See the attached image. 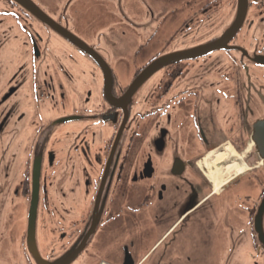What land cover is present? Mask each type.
Masks as SVG:
<instances>
[{"label":"flooded vegetation","instance_id":"af4514ba","mask_svg":"<svg viewBox=\"0 0 264 264\" xmlns=\"http://www.w3.org/2000/svg\"><path fill=\"white\" fill-rule=\"evenodd\" d=\"M21 1L0 0V264H39L35 251L44 264H60L84 233L87 248L73 264L84 256L90 264H233L249 245L264 259L255 227L264 149L253 140L264 121V0H178L185 10H176L178 42L187 44V28L205 23L212 32L205 44L233 34L217 51L168 65L134 91L153 62L194 49L158 50L140 64L146 47L138 36L111 52L99 40L105 32L116 38L123 26L158 30L166 6ZM211 55L213 67L206 66ZM224 148L246 170L222 173L218 190L209 173L227 163H204Z\"/></svg>","mask_w":264,"mask_h":264},{"label":"rangeland","instance_id":"374dc122","mask_svg":"<svg viewBox=\"0 0 264 264\" xmlns=\"http://www.w3.org/2000/svg\"><path fill=\"white\" fill-rule=\"evenodd\" d=\"M151 2L153 3V5L160 11L161 8H163L164 6L167 7L168 10V15L166 17H164L162 14L159 17H156V19L158 20V24L159 26L157 27V29L151 30L150 32H139V33H135V31H133V29H127L126 27H121L122 30L120 32H118L117 37L112 39L110 37L109 34H107L108 32H105L104 35H102V38H100L99 43L101 44H105L103 46V48L105 50L108 49L109 52H111L112 50H115V45L117 43H119V47L125 49L126 47L129 46V44H132V41L135 42L136 37L138 36L139 39L137 41V46L140 47V49H142L143 47H146V52L141 56L140 59V64L141 63H145L147 62L150 58H152V54H154V52L156 51H160V52H170L173 51L174 48H187L191 49V50H195L197 48H201L206 46L208 43L205 44V41L207 40L208 37H210L212 35L211 32V24L209 23H205V24H201V25H193L190 26L189 28H187L186 30V34L188 35V38H186V43L185 44L182 40L178 39L180 37L179 34V26L177 21L181 20L182 18V12L180 11H176V10H183L182 5H180L178 0H151ZM177 5L179 6L178 8H176L175 10H173V8L177 7ZM0 6L1 3H0ZM103 7H96L95 11H102ZM176 11V12H175ZM105 14H110L113 15L115 18V22H116V16L113 14V12L106 7L105 8ZM117 24V22H116ZM122 32V39H119V35ZM199 34V35H198ZM196 35V37L194 38V40L191 42V40L193 39L192 37ZM183 36V34H182ZM103 37L105 39H103ZM178 42L179 46L174 45L175 42ZM204 44V45H203ZM199 46V47H198ZM104 50V51H105ZM10 51H14V49H10ZM185 51V50H184ZM184 51H173L172 53L169 54H173V53H181ZM56 53H53L52 59H54V55ZM75 57V56H74ZM55 60V59H54ZM56 61V60H55ZM223 62L225 63V60H223ZM214 64V56H209L207 61H206V66H215ZM120 72L122 75L126 76V75H130L128 66H121L120 68ZM78 70L76 69V72H74L73 74L75 75V77L77 78H81L78 74ZM126 76V77H128ZM126 77H124V79H126ZM129 79V78H127ZM67 93L69 94V90L67 91ZM70 95V94H69ZM53 113H51L52 115ZM60 142V140L58 141ZM250 147H247V150H249ZM212 155V154H211ZM210 155V156H211ZM250 155V153L248 154V156ZM247 156V157H248ZM16 177V173L14 176V179ZM246 246V245H244ZM9 248L14 252L15 254V247L14 246H9ZM242 248V247H241ZM249 258H245V260L243 259L244 257H248ZM81 258V257H80ZM235 258H237V260L235 262H233V264H264V259L261 258L260 256H257V249L249 245V247H244L243 249H239V251H237L235 253ZM79 264H90L88 261V257L84 256V258L82 260H80ZM208 264V263H207Z\"/></svg>","mask_w":264,"mask_h":264},{"label":"water","instance_id":"95a60500","mask_svg":"<svg viewBox=\"0 0 264 264\" xmlns=\"http://www.w3.org/2000/svg\"><path fill=\"white\" fill-rule=\"evenodd\" d=\"M17 3H22L21 0H15ZM26 6V5H25ZM33 8V7H32ZM33 13L38 17L44 20L47 24L49 22L51 23V20L47 18V16L39 9L35 8L33 9ZM64 31V30H63ZM69 41H71L73 44L77 45L80 49H83L85 52L89 53L94 60L97 62L100 61L98 59V55H96L86 44L83 43L80 39H77L76 37H73L71 34L67 33L66 31L63 32ZM233 34L231 30L227 31V33L223 36V38L219 41H216V43L207 44L204 47L195 49L194 51H184L181 53H173L172 55H168L165 57H162V59H159L155 62H153L150 66L147 67V69L141 73V75L136 79V82L132 85L131 91H134L141 87L142 83H144L148 78L152 76L157 71L162 70L164 67L168 65H172L176 62H182L186 59H194L195 57H203L206 56L209 53L217 51L218 48L221 46L223 47L225 44H227V40L230 39V35ZM255 129V136L253 140H255V144H261L264 149V121L259 122L254 126ZM262 139V140H261ZM261 208L259 209L257 213V219L255 222L256 232L258 235V238L260 239L261 245L264 248V227H263V220H264V201L261 204ZM35 220L31 218L30 221V233L29 236L31 238H34V233L36 231L35 228ZM90 235L83 234V237L80 239L78 244L75 245L73 249L68 251L66 254L63 255L62 259L58 262L60 264H73L74 261H76L79 256L84 252V250L87 248V242ZM36 258L38 260L39 264H44L45 261L43 259H40L39 256L37 257V252L35 251Z\"/></svg>","mask_w":264,"mask_h":264},{"label":"bare ground","instance_id":"6f19581e","mask_svg":"<svg viewBox=\"0 0 264 264\" xmlns=\"http://www.w3.org/2000/svg\"><path fill=\"white\" fill-rule=\"evenodd\" d=\"M221 152V153H220ZM219 153H216L217 155L212 154L208 159L207 162H205L204 164L207 165L208 163H210L212 160L214 161L215 164L217 163H222L225 162L227 163V167L225 169V171L219 172V171H211L209 174H211L212 180H214L213 182H215L216 184L222 180L223 174L222 173H230L231 171H233L234 168L237 169V173L239 174H243L245 169V166H241V164L237 161V156L235 155V152H233L231 149L229 148H224L223 150H221ZM221 154V155H220ZM236 156V159H234ZM241 158V157H240ZM234 160V161H233ZM231 161H233V163H231ZM242 161V160H241ZM213 167V166H212ZM211 167V168H212ZM213 169V168H212ZM225 181L222 182V184ZM220 183V182H219ZM218 185V190L220 189V185L221 184H217Z\"/></svg>","mask_w":264,"mask_h":264}]
</instances>
